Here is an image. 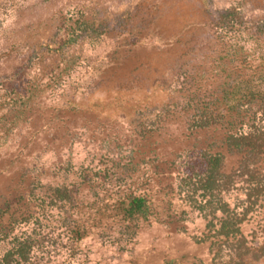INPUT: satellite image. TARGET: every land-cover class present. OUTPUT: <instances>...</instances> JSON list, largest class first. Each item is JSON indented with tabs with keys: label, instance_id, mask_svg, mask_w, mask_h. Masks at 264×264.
<instances>
[{
	"label": "rangeland",
	"instance_id": "374dc122",
	"mask_svg": "<svg viewBox=\"0 0 264 264\" xmlns=\"http://www.w3.org/2000/svg\"><path fill=\"white\" fill-rule=\"evenodd\" d=\"M83 20L100 33L70 40ZM253 124L264 0H0V257L31 235L27 264H212L221 245L228 259L207 227L221 212L205 217L180 183L204 151L234 174L242 153L226 139ZM254 167L264 183V153ZM234 178L221 196L240 216L250 207L243 259L264 264V194L249 200ZM55 187L72 200L52 204ZM131 195L148 198L147 217L126 213Z\"/></svg>",
	"mask_w": 264,
	"mask_h": 264
},
{
	"label": "trees",
	"instance_id": "16d2710c",
	"mask_svg": "<svg viewBox=\"0 0 264 264\" xmlns=\"http://www.w3.org/2000/svg\"><path fill=\"white\" fill-rule=\"evenodd\" d=\"M70 40H76L82 34L85 36L94 37L100 33L99 28L89 20H83L79 25L71 27ZM80 30V32H78ZM253 93H251V97ZM201 125H207L206 122ZM227 144L230 150L236 149L242 153V159L236 171L231 174H225L222 171L225 156L220 153H209L204 151L201 154V159H190L187 162V168L184 170V176L181 178L180 187L182 190L188 189L186 199L190 204L201 212L205 213V217L221 212L217 221L215 215L209 219L207 227L209 232L214 230V236L225 238L224 244L230 250L231 256L228 259L216 260V256L222 251V245L218 247L214 261L212 264H246L244 256L249 251L246 246V238L242 234L240 224L249 211L240 216L235 209H231L229 204L223 199L221 194L229 191L235 184V175L246 176L244 180L248 184L247 198H256L260 194H264L263 180L256 172L254 165L261 158L264 153V125H252L250 131L241 133L240 135L231 134L227 137ZM198 195V197H197ZM51 203L56 204L58 201H71L72 195L67 188H51ZM11 209V205L7 204L5 208H0V215H4ZM138 214L142 217H147L151 212V206L148 198L144 195H131L129 198L128 209L126 213ZM25 213L22 217H14L15 222H26L30 219ZM1 225V224H0ZM5 228H0V241L5 235L3 232ZM210 238V235H205L202 240ZM213 245L215 242H212ZM11 247L6 249L0 257V264H27L31 258L36 244V240L31 236H14L11 241ZM257 252L264 255V243L259 245Z\"/></svg>",
	"mask_w": 264,
	"mask_h": 264
}]
</instances>
